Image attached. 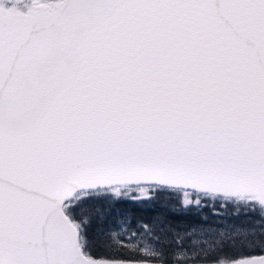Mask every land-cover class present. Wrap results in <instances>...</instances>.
Listing matches in <instances>:
<instances>
[{"label":"snow or ice","instance_id":"6c2138e0","mask_svg":"<svg viewBox=\"0 0 264 264\" xmlns=\"http://www.w3.org/2000/svg\"><path fill=\"white\" fill-rule=\"evenodd\" d=\"M0 264H264V0H0Z\"/></svg>","mask_w":264,"mask_h":264}]
</instances>
